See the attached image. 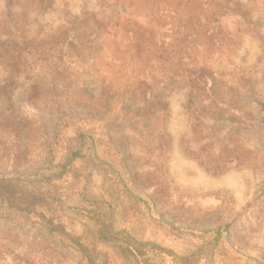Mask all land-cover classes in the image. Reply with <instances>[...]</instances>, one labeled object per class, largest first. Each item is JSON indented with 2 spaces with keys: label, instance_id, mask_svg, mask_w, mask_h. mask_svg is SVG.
I'll return each instance as SVG.
<instances>
[{
  "label": "rangeland",
  "instance_id": "1",
  "mask_svg": "<svg viewBox=\"0 0 264 264\" xmlns=\"http://www.w3.org/2000/svg\"><path fill=\"white\" fill-rule=\"evenodd\" d=\"M151 1L0 0L1 43L41 40L33 54L16 45L25 127L11 139L0 125V184L12 191L0 188V264H132L97 237L93 213L107 211L115 231L159 246L167 264H264V0H237L242 11L216 17L222 52L174 84L172 144L160 155L156 126L145 142L144 104L107 94L96 75L114 72L107 24H148Z\"/></svg>",
  "mask_w": 264,
  "mask_h": 264
},
{
  "label": "trees",
  "instance_id": "2",
  "mask_svg": "<svg viewBox=\"0 0 264 264\" xmlns=\"http://www.w3.org/2000/svg\"><path fill=\"white\" fill-rule=\"evenodd\" d=\"M19 1L28 7L27 5H30L28 1L35 0ZM197 1H199L198 4L191 7L190 0H152L151 5L143 7L148 24L132 20L125 23L116 20L107 24L108 41L105 40L106 46L112 49L110 61L114 72L109 79L100 73L96 75L100 78L107 94L128 96L130 100L144 104L147 112L146 122L150 128H146L145 142L147 148H150L153 131L158 128L160 135L156 138L157 142L152 151L158 152L159 155L169 152L168 147L172 144V135L169 131L172 111L168 97L175 88L174 84H178L179 80H186L184 83L189 84V79L192 77L191 70L203 63L206 57L222 52L225 38L216 17H223L226 11L235 15L236 12L243 10L242 4L237 0L232 3H226L224 0ZM45 2L46 0H39V3ZM62 33L64 39L71 38L73 48H78L77 33H74L72 29H63ZM70 33L73 34L71 37ZM20 41L17 37L7 39L3 43L0 41V71H2L0 125L4 123L8 125L5 128L11 133L9 135L11 139L24 126L20 117L23 113L15 104L17 98L14 97L12 87L14 79L23 73L20 65L24 64L26 58L21 50L16 49V45L23 44V49L28 50L29 54L36 53L41 45L38 37L28 39L25 36ZM32 85L27 90L30 94L26 100L29 101L36 98L38 94L35 91L38 87ZM185 108L194 113L203 110L201 105L196 103L194 105L189 103ZM15 118L18 122H14ZM153 126L157 128L153 129ZM209 146L212 145L209 144ZM210 149L214 150L212 147ZM206 157H213L212 151L207 153ZM0 188L5 193L12 192L9 189L11 187L6 185L0 184ZM111 215L113 214L107 211L102 214L105 219L101 220L100 214L93 213V217L98 221L96 229L98 239L115 246L132 264H158L153 256H162L163 261L159 264H167L164 261L166 251L159 246L138 241L128 233L115 231L108 224L111 222ZM227 228L228 226L225 227V231ZM220 233L221 229L215 231L216 239L221 236ZM191 260L196 261L192 256H176L171 263L190 264Z\"/></svg>",
  "mask_w": 264,
  "mask_h": 264
}]
</instances>
